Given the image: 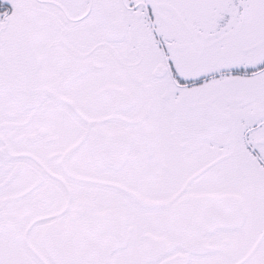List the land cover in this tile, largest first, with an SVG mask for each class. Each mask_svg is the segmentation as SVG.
Instances as JSON below:
<instances>
[{
	"label": "snow or ice",
	"instance_id": "6c2138e0",
	"mask_svg": "<svg viewBox=\"0 0 264 264\" xmlns=\"http://www.w3.org/2000/svg\"><path fill=\"white\" fill-rule=\"evenodd\" d=\"M0 264H264V0H0Z\"/></svg>",
	"mask_w": 264,
	"mask_h": 264
}]
</instances>
